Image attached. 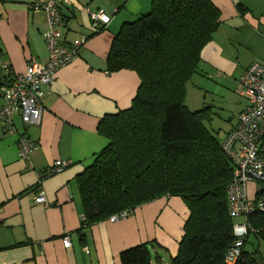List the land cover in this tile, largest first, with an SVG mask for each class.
I'll use <instances>...</instances> for the list:
<instances>
[{
  "label": "crops",
  "instance_id": "obj_1",
  "mask_svg": "<svg viewBox=\"0 0 264 264\" xmlns=\"http://www.w3.org/2000/svg\"><path fill=\"white\" fill-rule=\"evenodd\" d=\"M152 1L70 0L62 9V41L72 43L84 35H89L88 40L78 57L58 69L45 88L39 125L24 126L14 113L13 135L0 123V264H120L121 252L143 244L149 249L150 264H169L176 257L189 215L178 197L138 206L114 223L105 219L85 229L81 225L78 177L107 143L98 131L99 123L130 108L139 87L135 72L107 71L112 42L123 24L150 12ZM31 2L0 0V61L10 70L8 75L1 70L2 84L4 78L23 75L32 61H47L46 18L29 9ZM212 3L220 13L219 26L201 51L198 73L208 82L206 92L222 93L228 100L222 108L229 120L225 139L247 105L236 93L237 82L247 67L264 61V0ZM85 8L110 15L109 25L92 35ZM20 135L36 145L30 155L31 168L18 159ZM57 160L69 161L70 166L38 184L40 172ZM37 185L47 205L34 204ZM66 235L69 248L62 244Z\"/></svg>",
  "mask_w": 264,
  "mask_h": 264
},
{
  "label": "trees",
  "instance_id": "obj_2",
  "mask_svg": "<svg viewBox=\"0 0 264 264\" xmlns=\"http://www.w3.org/2000/svg\"><path fill=\"white\" fill-rule=\"evenodd\" d=\"M219 17L212 0H153L148 14L122 25L107 71L135 72L139 87L130 108L100 121L106 146L78 177L83 229L162 197L180 198L189 215L169 264H225L234 222H242L228 213L231 163L203 126L201 111L183 104ZM261 221L248 217L256 231ZM245 244L235 264H257ZM119 260L150 264L151 255L143 244L121 252Z\"/></svg>",
  "mask_w": 264,
  "mask_h": 264
},
{
  "label": "built area",
  "instance_id": "obj_3",
  "mask_svg": "<svg viewBox=\"0 0 264 264\" xmlns=\"http://www.w3.org/2000/svg\"><path fill=\"white\" fill-rule=\"evenodd\" d=\"M69 4L70 0H32L29 4L32 12L43 13L46 18L47 30L43 37L47 61L45 64L32 61L23 75L12 77L0 86V123L7 133H15L12 121L14 113H18L24 126L40 124L45 88L52 84L58 69L78 57L79 50L89 38V35H84L72 43L66 44L62 41L61 29L65 26L62 9ZM85 12L90 19L89 31L92 35L100 33L111 21L110 15L102 11L94 12L85 8ZM0 69L6 75L10 74L7 65L1 61ZM236 93L246 100L247 105L237 115L235 125L226 135L221 148L232 166V179L226 188L228 213L234 220L242 219V222H234L232 229L235 240L227 250L225 264L237 262L248 236L253 234L264 241V61L255 62L245 69L237 82ZM35 148V143L26 136H18V159L29 168L32 167L30 155ZM69 166V161H55L47 171L40 172L38 184L44 178L61 173ZM249 184L259 185L253 191L252 197L249 196ZM34 204L47 205L41 186H38ZM132 213V210L122 211L108 218V221L114 223ZM252 214H257L262 219L258 231L248 222V217ZM62 244L65 248L71 246L69 236L62 239Z\"/></svg>",
  "mask_w": 264,
  "mask_h": 264
},
{
  "label": "rangeland",
  "instance_id": "obj_4",
  "mask_svg": "<svg viewBox=\"0 0 264 264\" xmlns=\"http://www.w3.org/2000/svg\"><path fill=\"white\" fill-rule=\"evenodd\" d=\"M205 87L208 89V82L205 76L200 73L194 74L186 83L183 104L191 113L201 111L200 119L203 126L214 136L217 143L221 146L229 125L227 112L222 111V108L228 104V100L223 97L222 93L216 91L206 92ZM231 95L233 94L231 93ZM233 98L237 99L234 95ZM252 186L249 187L250 197H252L253 191L257 190V186L259 185ZM248 239L249 241L245 244L244 250L254 257L257 264H264V241L259 242L252 236Z\"/></svg>",
  "mask_w": 264,
  "mask_h": 264
},
{
  "label": "water",
  "instance_id": "obj_5",
  "mask_svg": "<svg viewBox=\"0 0 264 264\" xmlns=\"http://www.w3.org/2000/svg\"><path fill=\"white\" fill-rule=\"evenodd\" d=\"M2 75H1V69H0V86L2 85Z\"/></svg>",
  "mask_w": 264,
  "mask_h": 264
}]
</instances>
